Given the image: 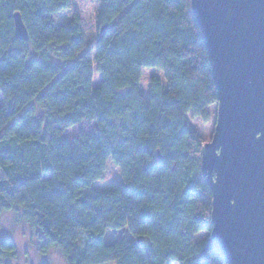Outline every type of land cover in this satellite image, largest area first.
I'll use <instances>...</instances> for the list:
<instances>
[{
	"label": "trees",
	"instance_id": "16d2710c",
	"mask_svg": "<svg viewBox=\"0 0 264 264\" xmlns=\"http://www.w3.org/2000/svg\"><path fill=\"white\" fill-rule=\"evenodd\" d=\"M71 2L0 0V264L17 257L7 213L66 264H227L209 238L205 143L187 120L208 123L217 104L191 1L99 0L94 48L79 17L55 25ZM16 13L27 41L15 37ZM144 69L165 82L152 80L148 98ZM84 122L96 129L64 136ZM108 161L122 187L96 191ZM108 230L133 239L106 244Z\"/></svg>",
	"mask_w": 264,
	"mask_h": 264
},
{
	"label": "water",
	"instance_id": "95a60500",
	"mask_svg": "<svg viewBox=\"0 0 264 264\" xmlns=\"http://www.w3.org/2000/svg\"><path fill=\"white\" fill-rule=\"evenodd\" d=\"M190 1L217 92L214 134L201 149L210 242L227 264H264V0ZM13 20L27 41L21 16Z\"/></svg>",
	"mask_w": 264,
	"mask_h": 264
},
{
	"label": "rangeland",
	"instance_id": "374dc122",
	"mask_svg": "<svg viewBox=\"0 0 264 264\" xmlns=\"http://www.w3.org/2000/svg\"><path fill=\"white\" fill-rule=\"evenodd\" d=\"M99 11V0H72L69 10L54 15L53 21L57 27L66 24L74 17H79L84 31L86 45L88 48H94L99 36V29L96 27L95 18ZM152 80H157L164 85L163 74L155 69H144L140 82V89L144 96L148 98L150 84ZM100 83V76L94 72L93 86ZM210 120L203 123L199 119H194L190 114L187 115L188 124L191 129L201 138L204 143H208L215 129L217 115V105L209 107ZM96 129L93 122H84L78 126L65 131L64 136L70 141L81 131L90 133ZM122 187L121 175L119 169L108 161L103 177L93 185L94 190L100 192H112L120 190ZM2 232L17 247V257L12 264H66L57 251H50L46 256H42L37 248V235L22 221L20 215L7 213L2 218ZM207 233H200L197 239L207 237ZM132 240L127 230H108L104 236L106 244L115 243L121 239ZM113 264V263H110ZM177 264V263H173Z\"/></svg>",
	"mask_w": 264,
	"mask_h": 264
}]
</instances>
